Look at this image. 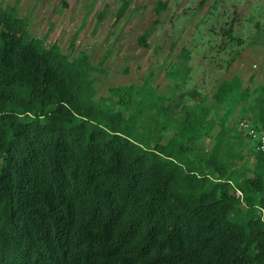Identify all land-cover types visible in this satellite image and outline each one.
<instances>
[{
    "label": "trees",
    "instance_id": "obj_1",
    "mask_svg": "<svg viewBox=\"0 0 264 264\" xmlns=\"http://www.w3.org/2000/svg\"><path fill=\"white\" fill-rule=\"evenodd\" d=\"M255 43L177 115L178 63L102 90L87 52L0 7V264H264V152L239 126L264 127Z\"/></svg>",
    "mask_w": 264,
    "mask_h": 264
},
{
    "label": "rangeland",
    "instance_id": "obj_2",
    "mask_svg": "<svg viewBox=\"0 0 264 264\" xmlns=\"http://www.w3.org/2000/svg\"><path fill=\"white\" fill-rule=\"evenodd\" d=\"M123 3L0 0V7L16 6L34 36L47 43L57 42L64 52H87L103 70L94 72L102 90L106 82H120L124 64L136 82L153 70L156 83L164 87L170 81L168 69L178 63L179 76L187 73V79L173 100L177 115L184 105L196 103L200 92L212 90L232 47L256 42L251 53L259 54L256 60L261 61L259 70L264 74V0H206L202 5L200 0H128L119 16ZM234 12V33L244 39L242 45L224 31L231 25ZM146 32H150L146 42L140 41ZM183 49L190 50L189 59L182 54ZM253 55L244 56L246 64L253 65ZM167 63L168 67H163Z\"/></svg>",
    "mask_w": 264,
    "mask_h": 264
},
{
    "label": "built area",
    "instance_id": "obj_3",
    "mask_svg": "<svg viewBox=\"0 0 264 264\" xmlns=\"http://www.w3.org/2000/svg\"><path fill=\"white\" fill-rule=\"evenodd\" d=\"M239 126L245 130L253 141L255 148L264 152V127H257L249 119H240Z\"/></svg>",
    "mask_w": 264,
    "mask_h": 264
}]
</instances>
